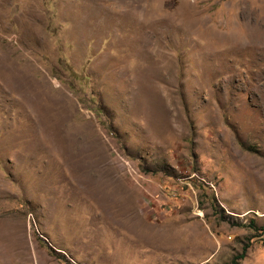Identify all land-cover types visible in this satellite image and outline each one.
Here are the masks:
<instances>
[{
	"label": "rangeland",
	"instance_id": "obj_1",
	"mask_svg": "<svg viewBox=\"0 0 264 264\" xmlns=\"http://www.w3.org/2000/svg\"><path fill=\"white\" fill-rule=\"evenodd\" d=\"M0 264H264V0H0Z\"/></svg>",
	"mask_w": 264,
	"mask_h": 264
},
{
	"label": "bare ground",
	"instance_id": "obj_2",
	"mask_svg": "<svg viewBox=\"0 0 264 264\" xmlns=\"http://www.w3.org/2000/svg\"><path fill=\"white\" fill-rule=\"evenodd\" d=\"M2 238V237H1Z\"/></svg>",
	"mask_w": 264,
	"mask_h": 264
}]
</instances>
